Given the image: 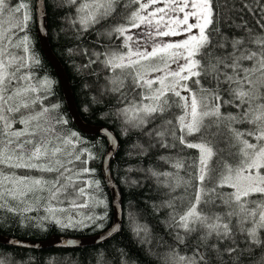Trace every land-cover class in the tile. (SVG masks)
I'll use <instances>...</instances> for the list:
<instances>
[{"label":"trees","instance_id":"trees-1","mask_svg":"<svg viewBox=\"0 0 264 264\" xmlns=\"http://www.w3.org/2000/svg\"><path fill=\"white\" fill-rule=\"evenodd\" d=\"M204 1L212 12L205 23L206 41L197 53L199 73L188 84L206 96L201 109L214 111L187 133L181 126L185 106L179 95L166 92L145 121L136 123L126 113L135 104L131 96L137 97V107L147 102L143 83L131 75L130 92L122 81L107 82L117 74L110 61L113 53L124 51L121 32L137 9L135 0H114L106 15L89 24L77 17L80 0H45L49 43L68 77L80 117L110 128L118 139L110 173L122 198V223L116 235L98 245L36 250L0 244V258L9 256L12 264H55L58 258H64L62 264H264V192L238 197L231 186L219 183L222 174L244 161L249 144L264 142V0ZM13 2L17 18L22 4L29 7L32 20L26 30L16 29L13 38L16 45L31 42L33 60L17 67L13 82L27 90L16 102L28 100L17 103L16 110L5 108L6 117H0V183L12 180L13 155L56 148L67 172L69 164L92 170L82 178L98 182L93 192L102 203L79 206L82 216L90 218L72 226L48 217L25 219L12 212L6 183L0 190V235L33 240L54 234L90 236L113 222L102 173L107 140L83 134L73 122L56 73L40 49L36 0ZM16 52L21 58L22 50ZM24 74L29 78L21 85ZM194 143L212 149L203 179ZM52 155L35 161L53 165ZM75 193L76 186L68 191ZM193 205L195 213L189 216Z\"/></svg>","mask_w":264,"mask_h":264},{"label":"rangeland","instance_id":"rangeland-1","mask_svg":"<svg viewBox=\"0 0 264 264\" xmlns=\"http://www.w3.org/2000/svg\"><path fill=\"white\" fill-rule=\"evenodd\" d=\"M113 1L80 0L76 10L77 17L85 24L95 22L113 7ZM135 1L138 3L137 9L121 32L125 44L124 51L113 53L110 61L111 68L117 71V74L111 76L107 82L122 81L130 92L133 91V85L128 82L133 81L131 75L137 82L143 83L147 102L137 107V97L131 96L135 104L126 113L136 123L140 120L145 121L147 114L156 106L158 107L160 97L166 92L170 91L179 95L185 106L181 126L187 133L194 132L199 127L200 119L214 111L211 108L201 109V106L206 103V96L200 97L188 84V80L199 73L197 53L206 41L205 23L211 16L212 9L209 5L205 6L204 0ZM15 13L13 0H0L1 118L6 117L5 108L11 106L12 110H16L17 103L28 100L26 98L23 102H16V97L19 99L22 96L25 97L27 90L25 87L17 88L13 82L17 67L23 69L33 60L32 46L31 42L28 41L26 44L24 40L17 46L13 37L16 29L19 32L26 30L31 13L26 4H22L20 18H17ZM18 19L20 23L17 22ZM108 36L110 38L111 34L108 33ZM18 48L22 50V57L17 59ZM110 52L113 51L110 50ZM26 55H28L27 58ZM25 75L20 77L19 84L23 85V81L29 78ZM18 130L13 129L15 132ZM262 138L264 139V135ZM192 145L200 152L199 176L203 179L212 149L203 143ZM59 150L55 148L42 153L35 151L29 156L25 153L22 156H12V167H14L12 180H1L0 190L4 189V184H9L7 190L12 196L13 213H20L25 219L53 218L62 226H72L76 222L80 223L81 220L90 218V215L82 216V212L78 211L79 206L90 203L92 207L101 205L102 199L95 193L96 191L93 192V189H97L98 182L91 176L82 178V175L92 173V170L82 169L79 164H69L68 170L74 175L72 180L69 171L67 172L63 167L64 157L60 156ZM53 153L55 155H52ZM70 153L72 152L66 153L65 156ZM50 155L56 156L53 165L47 161L40 164L35 161V158L39 156L48 159ZM243 157L244 161L240 165L228 169L221 175L219 183L231 186L238 197L253 192H264V142L256 146L249 144ZM75 160L77 161V157ZM34 169L39 170L40 173H34L32 171ZM75 186L77 193L68 194V191ZM84 189L91 194L88 195ZM79 198L82 199L81 204ZM194 205L187 213L189 216L195 213ZM75 212L77 214L74 216ZM63 216L68 219H63ZM260 221L264 223V208ZM101 227L98 225V228ZM11 259L9 256L0 258V264H12ZM64 262V258H58L55 264Z\"/></svg>","mask_w":264,"mask_h":264},{"label":"water","instance_id":"water-1","mask_svg":"<svg viewBox=\"0 0 264 264\" xmlns=\"http://www.w3.org/2000/svg\"><path fill=\"white\" fill-rule=\"evenodd\" d=\"M35 13L40 49L44 54L45 59L56 73L73 122L83 134L88 136L102 135L107 140V149L102 161V173L111 195L113 222L106 229L86 237H71L54 234L46 240H33L0 235V244L36 250L46 249L48 247L80 248L98 245L116 235L119 232L122 223V198L118 186L114 182L110 173V164L119 145L118 139L110 128L101 125L88 124L80 117L69 85L68 77L61 62L53 53L49 43L45 0H36Z\"/></svg>","mask_w":264,"mask_h":264}]
</instances>
